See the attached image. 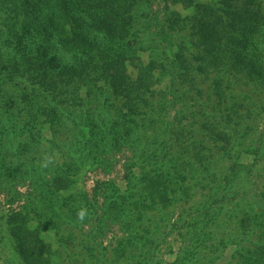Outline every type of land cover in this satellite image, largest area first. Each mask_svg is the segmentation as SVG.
I'll list each match as a JSON object with an SVG mask.
<instances>
[{"label":"rangeland","instance_id":"1","mask_svg":"<svg viewBox=\"0 0 264 264\" xmlns=\"http://www.w3.org/2000/svg\"><path fill=\"white\" fill-rule=\"evenodd\" d=\"M5 1L18 6L24 2L0 0V3ZM25 2H34L39 11L35 16V28L25 35L32 47L35 62H42L47 56L36 49L38 43H43L48 53L61 48L56 33L54 37L50 30L53 24L57 26L69 20L63 12L65 5L75 4L78 9L79 6L83 9L85 4L93 7L87 0ZM168 2L153 0L151 5L157 11ZM169 5L179 16L186 14L181 2ZM0 6V48L10 52L11 44L7 42L10 35H7L4 23L6 6ZM158 13L161 14V10ZM142 35L141 43L130 44V48L139 49L137 57L127 63L124 71L132 79L137 74L138 66L146 67L150 58L147 52L138 47L150 42L147 35ZM149 35L153 42L159 40L152 37L150 32ZM175 38L180 41V33ZM263 43L264 39L259 41L260 46H264ZM6 46L9 49L6 50ZM56 50L64 60L77 57L71 52ZM245 51L250 53V47H246ZM230 58L221 63H231ZM194 65L196 70L193 79L198 84L192 86V82L179 81L182 78L179 72L176 74V83L169 79V75L162 74L160 67V71L155 69L152 86L154 97L156 100L166 98L167 102L163 111L165 117L159 119L163 122L158 120L152 127L148 124L140 126L141 130L131 137L121 136L115 147L101 144L96 149L95 158L92 154L87 161H77L80 167L66 163L64 156L67 148H73L70 143L79 138L75 133H70L67 140L66 132L69 133L74 121H67V128L62 131L61 120H52V102L49 97L37 88L34 89L22 75L15 76L10 82L0 80V264H180L179 260L185 256V253L179 252L182 242L180 233L185 229L188 233L192 230L183 229L182 224L187 225L184 220L188 214L207 200L209 188L218 182L216 171L219 174L223 172L224 176L231 173L236 178L233 185L239 190V199L233 197L234 200L222 202V206L213 212L214 221L205 222L203 218L199 222V226L206 228L207 239L203 240L201 246H197V262L189 264L242 263L243 255L239 256L235 251L243 247L237 248L236 242L249 245V241L259 240L257 231L260 228L257 231L253 229L262 224L260 218L264 220L263 212L256 203L259 196V204L264 206V87L260 88V84L248 79L242 70L233 71L230 68L229 71L228 65ZM165 66L169 67L165 72L170 73L172 65ZM106 82L103 80L101 84L105 85ZM201 86L208 87H203L202 91ZM227 88L230 91L227 92ZM254 88H258L256 91L259 93ZM225 91V97H222ZM78 94L83 98L86 95L85 88L80 87ZM243 102L255 108L252 107L248 112L245 106L240 108ZM232 105H236L237 109L230 110L229 106ZM90 107L93 108V102ZM144 112L152 118V113L147 109ZM27 116L31 120L30 127L16 133L19 134L16 138H11L10 134L16 128L11 125L13 120L17 118L22 121ZM84 117L75 119L83 120ZM201 117L204 121H200ZM202 122H206L205 128ZM207 122L209 126H206ZM82 124L88 130L87 123ZM116 129L113 131L115 135L118 134ZM177 131L181 132L183 138L191 135L192 140L193 134L198 137V142L205 145L204 150L201 154L194 152L190 157L211 159L213 172L204 179L201 177L193 180L191 173L185 170L184 181L188 179V182L184 185V193L175 187L168 205L145 206V203L127 199V202L120 204L124 209L128 207L127 210L111 211V203L119 202L121 196L130 194L127 190L125 192L128 189L125 175L128 172L132 174L135 161L140 160V151L148 152L153 138L160 135L156 139L160 140L161 136L166 139L160 155L168 157L176 151V144L173 141L170 144L167 138L176 139ZM223 131L229 140L222 143L223 140L215 138L213 132L221 134ZM130 141L138 144L132 143V147H129ZM65 163L71 169L66 168ZM241 164L245 168L240 167ZM145 169L154 170L148 163ZM63 170L69 179L67 187L59 185L52 190L53 186L49 187L52 176ZM138 171L135 170V173ZM104 183H113V187L118 189L104 186ZM144 196L147 198V195ZM78 209L79 216L75 214ZM15 220L19 224H15ZM254 220H257L256 224L252 223ZM26 229L32 231V236L37 239L35 245H43V261L40 260V263L26 260L27 254L22 252L24 246L30 248L34 244L28 238ZM250 233L252 237L247 242L245 240Z\"/></svg>","mask_w":264,"mask_h":264},{"label":"trees","instance_id":"2","mask_svg":"<svg viewBox=\"0 0 264 264\" xmlns=\"http://www.w3.org/2000/svg\"><path fill=\"white\" fill-rule=\"evenodd\" d=\"M152 1L87 0L89 5L93 4V7L90 8L85 4L83 9L80 6L78 9L75 4L65 5L63 12L69 20L57 26L53 24L50 30V34L52 33L54 37L56 33L60 43L58 45L61 48L52 49L53 51H49L51 53L49 54L48 48L42 45L43 43H38L39 47L36 49L47 55L42 62L33 60L32 47L25 36L36 26L35 16L39 12L38 7L34 2L27 4L25 0L21 6L8 1L0 3L6 6L4 23L7 27V35H10L7 42L11 44L10 52L0 48V80L10 82L15 79V76L22 75L34 89L37 88L49 97L52 102V120L54 122L61 120L62 131L66 130L67 121H74L69 133L66 132L67 140L72 133L79 138L70 143L72 149L67 148L64 152L65 162L74 165L72 167H80L77 161H87L92 154L95 158L96 149L101 144L103 146L110 144L111 147H115L121 136L131 137L133 133L141 130L140 126L148 124L152 127L154 123H158L159 119H163L162 116L165 117L166 113L163 111L167 104L166 98L156 100L155 90L152 88L153 71L159 70V67L161 70L159 71L169 75V79L173 82L176 81V74L179 72V75H182L179 81L192 82L190 84L192 86L198 84L193 79V73L196 70L194 63L228 65V70L230 68L233 71L242 70L249 77L248 79L260 84V88L264 87V46L259 44V41L264 39V0H168L171 5L181 2L186 10L184 16H179L169 4L155 11L151 5ZM160 10L161 14L158 13ZM54 30L56 32H53ZM149 32L152 37H157L159 40L153 42ZM179 33L180 41L175 38ZM142 34L147 35L150 42L143 46L140 44L138 47L147 52L150 58L146 67L138 66L137 74L132 79L124 71L128 66L127 63L137 57L139 49L130 48V44L141 43ZM161 43L165 44L161 46ZM246 47H250V53L245 51ZM7 49H9L8 46H6ZM56 49L71 52L77 57L73 60H64ZM169 58L171 60H168ZM228 58L231 59V63H221ZM165 65H172L170 73L165 72V69L169 68ZM103 80H107L106 86L101 84ZM208 86H201L202 91L203 87ZM80 87H84L86 91L83 98L78 94ZM257 89L254 88L255 91ZM228 91L230 90L227 88ZM256 92L259 93V91ZM225 93L226 91L223 92L222 97H225ZM25 96L26 93H24V99ZM10 101L13 103V100ZM91 102H93V108L90 107ZM122 102L123 106H121ZM244 106L248 112L252 107L255 108L248 102L246 104L243 102L240 108ZM145 109L152 113V118L144 112ZM229 109L234 111L233 109L237 108L236 105H232ZM59 112L61 115L58 116ZM83 116H85L83 120L78 119ZM17 118L11 124L16 128H13L14 132L10 134V137L16 138L19 135L16 133L23 132L27 126V128L30 127L31 120L28 116L22 121H18ZM159 121L163 122V120ZM200 121H204L202 117ZM20 122L22 124H19ZM84 122L87 123L88 130L84 128L82 124ZM202 123L205 128L206 122ZM209 124L207 122L206 126ZM76 128H78L77 131ZM115 129L118 132L117 135L113 133ZM180 134L181 132L177 131L176 139L167 138L169 143L173 141L177 146H175L176 151L174 150L168 157L160 155L162 146L166 145L165 137L156 139L160 135L153 138L148 152L140 151V160L135 161L136 166L134 170L131 169L132 174L128 172L125 175L128 188L125 192L127 190L130 194L121 196L119 202H110L111 211L127 210L128 207L124 209L120 206L127 202V199L135 203H145V206L168 205L175 187L177 191L184 193L186 188L184 185L188 182V179L184 181L185 170L191 173L193 180L201 179V177L204 179L213 172V167L210 166L211 159L206 160L200 157L202 159L198 160L196 156L190 157L194 152L201 154L205 145L201 141L198 142L195 134L192 135V140H190L191 135L183 138ZM213 134L215 138L222 139V143L224 140H229L224 131L221 134L219 132H213ZM132 143L138 144L134 141L128 146L132 147ZM134 153H136L135 150ZM147 163L154 170L145 169ZM240 167L245 168V165L241 164ZM135 170L139 171L135 173ZM216 173L218 182L209 188L207 200L188 214L187 221L184 220L187 225L182 224L183 229L192 230L188 233L185 229L180 233L182 242L179 252L185 253V256L179 260L180 264L197 262L199 253L197 246H201L203 240L207 239L206 228L203 225L199 226V222L201 223L203 218L206 219L205 222L214 221L213 212L222 206V202L233 197L239 199V190L233 185L236 178L231 173L225 176L223 172L219 174L216 171ZM68 183V176L63 170L52 176L49 187L53 186V190L55 186L63 185V188L67 187ZM113 185V183L111 185L104 183V186L117 190L118 188ZM144 195H147V198H144ZM257 198L258 209L264 216V206L259 204L261 197ZM75 212L79 216V209ZM256 222L257 220H254L252 223L256 224ZM260 222L262 224L253 229L257 231L260 228L257 231L259 240L248 242L252 237L250 233L245 240L250 243L249 245L236 242L237 248L243 247L240 251L233 250L238 252L239 256L243 255L241 264H264V220L260 218ZM15 224L19 222L15 220ZM32 233L26 229L28 238L32 239L34 244L30 248L24 246L22 252L27 254L26 260L40 263V260L43 261L44 248L42 244L35 245L37 239L32 236ZM20 239L22 241V237Z\"/></svg>","mask_w":264,"mask_h":264}]
</instances>
